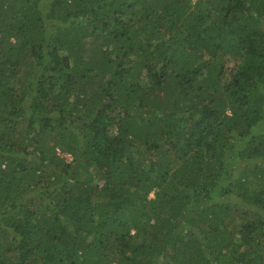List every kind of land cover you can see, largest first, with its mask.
<instances>
[{
  "label": "trees",
  "instance_id": "obj_1",
  "mask_svg": "<svg viewBox=\"0 0 264 264\" xmlns=\"http://www.w3.org/2000/svg\"><path fill=\"white\" fill-rule=\"evenodd\" d=\"M263 119L264 0H0V264H264Z\"/></svg>",
  "mask_w": 264,
  "mask_h": 264
},
{
  "label": "rangeland",
  "instance_id": "obj_2",
  "mask_svg": "<svg viewBox=\"0 0 264 264\" xmlns=\"http://www.w3.org/2000/svg\"><path fill=\"white\" fill-rule=\"evenodd\" d=\"M262 131H264V119L262 120V121H260L254 128H253V132L254 133H260V132H262ZM66 156V158H67V160H70L69 159V156L68 155H65Z\"/></svg>",
  "mask_w": 264,
  "mask_h": 264
},
{
  "label": "built area",
  "instance_id": "obj_3",
  "mask_svg": "<svg viewBox=\"0 0 264 264\" xmlns=\"http://www.w3.org/2000/svg\"><path fill=\"white\" fill-rule=\"evenodd\" d=\"M69 159H71V157L69 156Z\"/></svg>",
  "mask_w": 264,
  "mask_h": 264
}]
</instances>
